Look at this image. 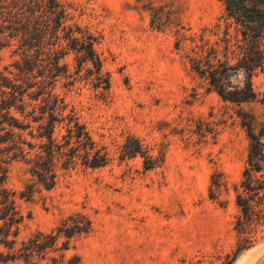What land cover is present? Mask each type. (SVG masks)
Returning a JSON list of instances; mask_svg holds the SVG:
<instances>
[{"label":"rangeland","instance_id":"obj_1","mask_svg":"<svg viewBox=\"0 0 264 264\" xmlns=\"http://www.w3.org/2000/svg\"><path fill=\"white\" fill-rule=\"evenodd\" d=\"M57 1L67 14L64 25L93 37L101 69L97 77L81 55L67 52L59 60L66 77H58L54 93L68 105L66 114L74 109L107 163L96 169L81 160L58 164L50 190L28 166L12 163L4 188L16 192L23 216L15 250L74 216L89 221V232L72 238L67 251L61 250L66 239H58L33 264H227L238 240L236 194L249 149L237 113L254 117L257 131L264 124V73L252 78L256 100L237 105L222 101L193 72L191 59L207 47L221 61H236L240 36L223 0ZM17 48L11 39L0 52V72L9 79L20 76ZM31 127L16 132L38 145L36 124ZM64 134L58 126L54 138L61 142ZM136 141L144 155L126 156ZM22 192L30 197L19 198ZM251 229L252 247L232 264H264V217ZM7 253L0 245V255Z\"/></svg>","mask_w":264,"mask_h":264},{"label":"trees","instance_id":"obj_2","mask_svg":"<svg viewBox=\"0 0 264 264\" xmlns=\"http://www.w3.org/2000/svg\"><path fill=\"white\" fill-rule=\"evenodd\" d=\"M223 5L226 19L231 20L240 36L233 51L236 61L232 64L228 60L221 61L218 51L207 47L204 55L195 53L191 65L193 72L222 101L239 105L256 100L252 78L259 72L264 73V52L261 49L264 0H223ZM66 19V11L57 0H0V52L11 39H17V50L21 54V63L14 65L20 74L17 79H9L0 72V245L8 250L6 255H0V262L4 264L15 260L33 264L48 250L55 249L60 238L66 239L61 250L67 251L69 241L88 233L90 228L88 220L79 221L71 216L50 234L38 232L15 250L23 216L17 210L16 192L4 188L12 163L21 162L28 166L30 175L46 190L55 185L58 164L68 168L81 160L85 167L96 169L107 163L106 155L97 149L74 109L70 108L66 114L68 105L54 93L58 77H66L59 60L69 51L81 55L83 62L90 63L96 76L100 77L101 63L93 37L79 27L65 26ZM240 75L241 81L235 84L233 80ZM37 78L40 80L31 81ZM237 116L246 131L249 149L239 186L245 196L236 194L239 216L234 231L238 240L227 264H232L241 252L252 247L251 228L264 217L261 213L264 180L260 179L264 171V124L257 131L259 124L254 117L242 111ZM31 123L36 124L37 134L32 137L38 140V145L27 143L16 132L32 129ZM58 126L65 131L61 142L54 138ZM138 154L143 156L144 152L136 141V147L126 156ZM145 167L151 169L153 162L145 159ZM257 174L259 178L255 177ZM29 194L22 192L19 198L28 199Z\"/></svg>","mask_w":264,"mask_h":264}]
</instances>
